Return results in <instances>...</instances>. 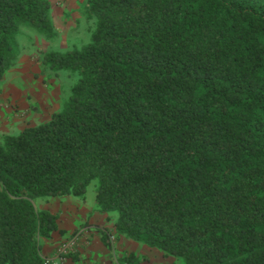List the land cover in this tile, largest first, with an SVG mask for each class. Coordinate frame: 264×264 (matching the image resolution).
Returning <instances> with one entry per match:
<instances>
[{"label": "trees", "instance_id": "obj_1", "mask_svg": "<svg viewBox=\"0 0 264 264\" xmlns=\"http://www.w3.org/2000/svg\"><path fill=\"white\" fill-rule=\"evenodd\" d=\"M89 43L43 54L77 76L48 122L0 137V264H45L85 200L112 237L182 264H264V0H86ZM22 27L57 38L50 0H0V84ZM119 264H142L135 255Z\"/></svg>", "mask_w": 264, "mask_h": 264}, {"label": "rangeland", "instance_id": "obj_2", "mask_svg": "<svg viewBox=\"0 0 264 264\" xmlns=\"http://www.w3.org/2000/svg\"><path fill=\"white\" fill-rule=\"evenodd\" d=\"M50 2L57 38L50 42L34 29L22 27L16 39L20 50L19 57L15 66L7 73L5 83L7 90L0 89V107L6 111L8 109L14 116H21L24 119L17 127L18 129L26 124H42L60 111L77 81V76L67 71L55 72L44 68L43 54L52 50L67 51L74 46L82 47L89 43L95 29L94 22L87 21L82 13L86 6V0H50ZM5 92H9L13 98H3ZM30 115H33L34 121ZM15 132L17 131L15 130ZM97 188L98 183L94 181L88 188L85 200L73 199L72 201L77 203V207L95 208ZM48 205L55 211L62 208L60 204L56 203L53 206L50 203ZM45 206V202H37V207L40 210ZM112 215L117 217L115 213ZM80 222L77 221L76 224L79 225ZM62 223L64 224V221ZM84 224L82 223V225ZM73 238L72 236L68 239L63 234V241L56 247L55 252ZM116 240L117 237L114 235L113 248H116ZM181 263L183 262L181 261Z\"/></svg>", "mask_w": 264, "mask_h": 264}, {"label": "crops", "instance_id": "obj_3", "mask_svg": "<svg viewBox=\"0 0 264 264\" xmlns=\"http://www.w3.org/2000/svg\"><path fill=\"white\" fill-rule=\"evenodd\" d=\"M5 83L6 79L2 85L0 84V89L3 88L4 91L7 90L5 89ZM2 97L6 99L13 98L9 95V92H5ZM30 117L32 118L33 115H30ZM50 119L51 117L45 122H48ZM23 120L21 116H14L10 110L7 109L6 111L0 107V137L17 135L26 128L39 125L26 124L24 127L18 129L17 127L20 126ZM73 199L78 198H51L45 202L46 206L42 208V210H49L60 215L58 232H55L50 240H45L41 244L42 253L46 258H52L54 256L53 253L55 254L56 247L63 241L62 235L64 234V237L68 239L78 235L80 239L78 241L77 251L59 260L58 264H119L118 259H124L130 255H135L142 261V264H182L180 260L174 257H166L158 249L136 243L123 236H117L116 248L111 250L102 241L100 229L107 228L112 234H115L117 217H114L112 214H101L96 208L87 209L85 207H77V203H74L75 201H72ZM49 203L52 206L55 203L60 204L62 208L55 211L51 207H48ZM63 221L64 224L62 223ZM77 221H81L79 225L76 224ZM82 223L85 224L82 225ZM76 233L77 235L74 236Z\"/></svg>", "mask_w": 264, "mask_h": 264}, {"label": "built area", "instance_id": "obj_4", "mask_svg": "<svg viewBox=\"0 0 264 264\" xmlns=\"http://www.w3.org/2000/svg\"><path fill=\"white\" fill-rule=\"evenodd\" d=\"M80 237L79 235L71 239L70 241L64 243L58 251L55 252L52 258H46L45 264H58L59 260L65 258L71 253H75L78 248V241ZM114 240V236L112 237V241Z\"/></svg>", "mask_w": 264, "mask_h": 264}]
</instances>
